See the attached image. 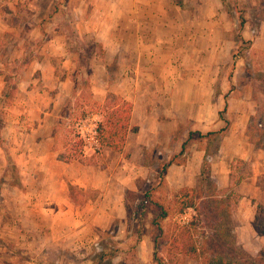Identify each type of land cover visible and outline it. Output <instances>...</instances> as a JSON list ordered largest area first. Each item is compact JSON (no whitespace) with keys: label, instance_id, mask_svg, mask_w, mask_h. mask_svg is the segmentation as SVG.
I'll use <instances>...</instances> for the list:
<instances>
[{"label":"crops","instance_id":"obj_1","mask_svg":"<svg viewBox=\"0 0 264 264\" xmlns=\"http://www.w3.org/2000/svg\"><path fill=\"white\" fill-rule=\"evenodd\" d=\"M46 1L0 0V102L11 67L34 53L21 70L17 95L6 104L7 151H0V264H88L78 259L84 257L83 249H89L97 225L95 213L81 209L71 191L78 184L90 185L92 179L95 187L96 177L86 180L94 169L58 143L64 102L76 99L81 91L71 79L79 54L59 36L60 11L55 9L53 20L46 21ZM187 1L182 6L175 0H71L77 33L97 35L105 51L104 61L91 73L93 98L103 100L114 93L133 105L132 127L138 131L129 134L123 153L108 151L119 156L131 153L142 158V164L160 140V128L151 127L150 136H144L143 126L166 124L168 144L175 143L183 126H190L187 138L191 132H222L224 109L231 114L237 107L236 117L230 116L234 127L222 138L239 144L234 157L253 160L246 134L257 103L250 93L225 102L223 63L217 59L218 55L223 59L225 43L239 48L231 40L224 0L212 4L197 0L193 5ZM248 9L241 37L249 42L248 55L256 67L259 61L264 63V0H249ZM40 38L41 44L34 47ZM183 45L195 57L206 54L210 64L178 69L176 55ZM226 50L230 52L228 46ZM115 60L120 62L117 81L110 79ZM136 135L140 144L133 147L130 139ZM255 153L264 159L262 151ZM101 169L96 174H105Z\"/></svg>","mask_w":264,"mask_h":264},{"label":"rangeland","instance_id":"obj_2","mask_svg":"<svg viewBox=\"0 0 264 264\" xmlns=\"http://www.w3.org/2000/svg\"><path fill=\"white\" fill-rule=\"evenodd\" d=\"M184 1L175 0L182 6ZM46 2L48 9L46 21H52L55 9L59 10L61 13L59 26L63 25V32H59V36L68 42L70 51L79 54V63L72 72L71 79L76 91H81L76 99L64 102L62 114L65 120L62 119L59 123L58 143L64 151L72 154L73 158L79 159V163L87 164L94 169L87 174L86 180L96 177L95 187H93L95 180L92 179L90 185L80 187L78 184V188L73 187L71 190L81 209L86 207L88 212L95 213L97 224L93 227L90 236L89 249L82 250L85 255L78 261L88 264H198L195 260L182 257L171 261L167 255L169 244L164 242L158 247L155 245L152 220L156 212L151 207V203H144L147 192L159 182L157 179L162 166L174 160L175 163L165 175V189L171 193L185 187H202L207 198L202 208L200 242L205 239L204 234L211 238L212 248L215 250L213 254L219 257L221 264H264V237L255 223L258 205L264 206V164L262 163L264 159H260L255 153V151L264 153V69L262 67L264 63L259 61L256 67L252 66L254 62L248 55L249 42L241 37V24L249 18V0H224L226 18L232 23L231 40L236 41L239 48L225 43V55L222 56L223 59L218 55L217 59L222 60L223 63L221 71L224 73L222 83L225 86V102L231 99L240 100L250 93L257 103L255 118L246 134L254 154L253 160L234 157L233 154L238 150L236 148L239 144L222 138L234 127L235 121L230 120V116L236 117L239 110L236 107L235 112L231 114L224 109L222 132H208L207 134L212 135L202 139L195 136L188 141L190 126H183L177 133L175 143L168 144L166 124L143 126L144 136H150L151 127L155 130L160 128V140L156 141V145L151 146L142 164V158L136 155L125 153L119 156L105 148H101L96 153L90 150L84 153L80 121L95 115L101 121L105 103L108 101L114 104L121 96L108 93L103 100L93 98L91 89L94 83L91 73L99 66L98 63L103 60L105 53L101 43L97 42L99 37L97 35L81 37L77 33L75 29L77 18L70 12L71 0ZM207 2L212 4L213 0ZM196 3L197 0L187 1L190 5ZM98 31L100 29H97ZM47 36L49 33L45 34V37ZM44 38H40L34 47H39ZM227 46L230 52L226 50ZM33 56V52L25 55L20 65H15V68L12 66L10 74L4 78L5 91L0 102V151L3 152L7 151V140L3 137L7 128L6 104L17 95L15 88L22 79L21 70L27 64L29 57ZM205 56L206 54H201L200 58L195 57L190 52L189 46L183 45L176 55L175 66L178 69L182 67L187 69V66L198 68L199 65L203 67L207 62L210 64V61H205ZM119 67V60L112 61L111 80H119ZM237 70L241 71L239 76H235ZM252 71L256 76L251 75ZM166 118V116L161 117L160 120L166 121ZM236 128L241 127L238 125ZM138 142L137 135L131 136L130 143L133 147ZM180 143H183L182 148L179 147ZM70 157L71 155L68 156ZM99 166L105 174H96L100 170ZM7 167L11 168L10 165ZM213 200H226L228 208L221 202L217 203L218 209L215 208L212 203H208ZM194 214L193 210H189L184 215L167 220L165 224L188 223L195 216ZM222 227L224 234L219 231Z\"/></svg>","mask_w":264,"mask_h":264},{"label":"trees","instance_id":"obj_3","mask_svg":"<svg viewBox=\"0 0 264 264\" xmlns=\"http://www.w3.org/2000/svg\"><path fill=\"white\" fill-rule=\"evenodd\" d=\"M242 24H244V21ZM103 108L102 120L98 124L99 143L102 148L116 153H123L129 134L138 131L137 128L132 127L133 105L128 101L117 98L114 104L107 101ZM211 135V133L203 135L200 132H191L188 141H191L195 136L202 139ZM184 149L185 147L183 151ZM174 163V160H172L162 166L157 179L159 181L157 186H153L147 192L144 201L145 204L151 203V207L156 212V216L152 220L155 245L158 247L161 243L167 242L169 244L167 255L171 261L177 257H182L183 259L195 260L198 264H221L222 261L219 257L213 254L215 250L212 248L211 238L203 233L205 239L202 242L199 240L202 234V228H200L202 208L207 200L203 188L185 187L171 193L165 189V175ZM218 202L228 208L226 200L208 201L215 208L218 207ZM189 210H193L195 216L188 223L165 224L167 220H173L177 216L186 214ZM216 212L221 214V212ZM255 223L260 233L264 235V206L262 205L257 207ZM219 231L224 234L223 227Z\"/></svg>","mask_w":264,"mask_h":264},{"label":"built area","instance_id":"obj_4","mask_svg":"<svg viewBox=\"0 0 264 264\" xmlns=\"http://www.w3.org/2000/svg\"><path fill=\"white\" fill-rule=\"evenodd\" d=\"M98 116L87 117L84 120L80 121L79 128L81 139L83 141V151L87 153V151H92L93 153L99 152L101 150V145L98 139V124L99 120Z\"/></svg>","mask_w":264,"mask_h":264}]
</instances>
